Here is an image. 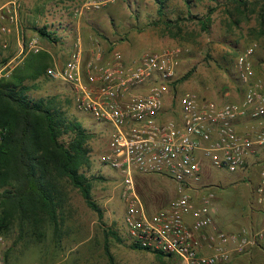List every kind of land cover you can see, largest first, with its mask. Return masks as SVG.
<instances>
[{"label":"built area","instance_id":"built-area-1","mask_svg":"<svg viewBox=\"0 0 264 264\" xmlns=\"http://www.w3.org/2000/svg\"><path fill=\"white\" fill-rule=\"evenodd\" d=\"M20 4L8 0L0 8V37L17 27ZM256 49L251 42L237 56L243 96L228 102L177 91L179 50L126 59L97 48L86 59L77 44L63 65L46 70L49 79L70 88L78 111L111 127L98 161L120 177L129 244L176 264H229L233 253L264 251V163L257 166L253 190L262 207L257 227L232 233L215 227L214 198L202 185L208 168L246 170L264 151V82L255 75ZM147 176L170 180L176 193L151 215L136 186ZM7 246L0 235V264H23L6 259Z\"/></svg>","mask_w":264,"mask_h":264},{"label":"rangeland","instance_id":"rangeland-1","mask_svg":"<svg viewBox=\"0 0 264 264\" xmlns=\"http://www.w3.org/2000/svg\"><path fill=\"white\" fill-rule=\"evenodd\" d=\"M6 1L0 0V5ZM31 3L39 6V0H32ZM159 7H162L160 12ZM27 11L30 9H26V13H29ZM102 11L113 12L109 29L113 32L111 36L119 43L114 48L123 53L126 59L166 49L180 51L176 84L179 93L189 92L199 98L219 102L242 98L243 88L237 79L235 61L251 42L257 44L254 55L255 74L257 79L264 82V0H246V5L240 7L233 0H114L113 4ZM203 22L206 27L202 25ZM51 36V42L59 46L66 42L71 45L74 43L70 33ZM97 48L105 56L113 49L111 44L105 47L93 43L86 52V59ZM11 55L8 56V49H0V58H9ZM21 57L16 58L10 67ZM68 57H61L57 65H63ZM51 66L48 65L46 70ZM46 70L39 80L44 91L42 89L43 92H39L37 97L33 88L36 80L27 83L30 86L28 95L33 99L56 97L66 116L78 122L91 135L87 146L89 166L86 176L91 183L92 199L103 211V218L100 221L97 213L86 205L79 191L72 188L69 191L71 211L62 228L63 235L55 237L48 228L45 236L38 240L18 238L14 232L6 237L10 249L9 260L23 264H53L59 258L63 260L70 251L87 250L89 253L84 254L87 263L90 259H96V263L103 264L101 247L106 237L118 264H176L170 258L161 259L149 252L133 251L129 247L122 224L125 206L120 198V177L98 161L106 147L111 127L78 111L70 88L49 79ZM68 138L65 136L63 140L67 141ZM262 163L264 151L252 160V165L246 170L231 173L224 169L208 168L202 185L206 194L213 195L217 214L227 220L240 222L232 230H221L232 233L242 228L257 227L260 223L262 207L256 204L253 190L257 183V166ZM136 186L146 210L160 211L175 196L174 184L166 178L140 177ZM111 233H114L113 236Z\"/></svg>","mask_w":264,"mask_h":264},{"label":"trees","instance_id":"trees-1","mask_svg":"<svg viewBox=\"0 0 264 264\" xmlns=\"http://www.w3.org/2000/svg\"><path fill=\"white\" fill-rule=\"evenodd\" d=\"M233 2L239 7L246 5V0ZM202 25L206 27L205 22ZM39 34L52 41L50 33ZM40 54L28 53L9 77L0 79V235L5 239L15 232L18 238L39 240L48 228L55 237H61L71 211L72 188L79 191L100 221L103 218L86 176L91 135L66 116L56 97L33 99L28 95L27 83L41 78L46 70L39 62ZM129 247L145 251L131 244ZM103 249L108 263L115 264L106 237ZM9 252L8 248L7 260Z\"/></svg>","mask_w":264,"mask_h":264},{"label":"crops","instance_id":"crops-1","mask_svg":"<svg viewBox=\"0 0 264 264\" xmlns=\"http://www.w3.org/2000/svg\"><path fill=\"white\" fill-rule=\"evenodd\" d=\"M31 1L32 0H21L17 27H13L9 35L0 37V49H8V56L12 54L9 58H0V79L9 77L11 71L21 65L24 57L30 52L36 53L39 51V54L41 53L39 55V62H42L48 67V65L55 64L61 57L67 59V57L70 56L69 54H71L69 52H72L77 44L81 45L85 58L87 55L86 52L89 51L93 43L105 47H109L111 44L113 48L112 51L115 50L114 47L119 45L116 39H114V36H111L113 32L109 29L111 27L110 20L113 17V12L109 13L102 11L108 5L113 4L114 0H39V6L33 3L30 5L29 3ZM5 3L1 4L0 8ZM93 8L96 10L93 11ZM26 9H30V11H27L29 13H26ZM38 31L39 33L40 31L49 32L56 36H64L70 33V36H73L74 43L71 45L66 42L65 45L59 46V44L52 43L47 38L41 36ZM20 33L22 40H20ZM65 40L66 37L64 41ZM20 55H22L21 59L10 67ZM255 75L257 77V74ZM39 80L40 78L33 87L36 90L35 94L37 97H39V92L44 91L43 84H40ZM157 211L158 210L155 209L146 210L149 215ZM261 219L262 217L259 218V222ZM239 223L240 222L235 220L230 221L222 218L217 212L214 215V226L220 230H232L234 227L238 226L237 224ZM240 230L241 229L237 231ZM103 241L101 247V253L103 254L102 258L104 259L103 264H109L104 254ZM133 251L136 250L133 249ZM72 252L75 253L73 254L70 251L63 260L59 258L58 262L53 264H98L96 263V259H90L88 263L85 261L84 254L85 252L89 253L87 250H74ZM111 253L114 257L115 264H118L117 257H115L112 251ZM96 254L99 256V251H97ZM91 256H93L92 253ZM229 264H264V251L256 248H247L241 253H233Z\"/></svg>","mask_w":264,"mask_h":264}]
</instances>
